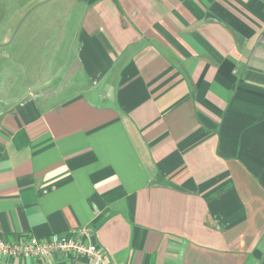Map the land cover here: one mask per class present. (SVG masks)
Segmentation results:
<instances>
[{"label": "crops", "instance_id": "1", "mask_svg": "<svg viewBox=\"0 0 264 264\" xmlns=\"http://www.w3.org/2000/svg\"><path fill=\"white\" fill-rule=\"evenodd\" d=\"M2 7L58 30L0 94V239L87 227L111 264H264V0Z\"/></svg>", "mask_w": 264, "mask_h": 264}, {"label": "rangeland", "instance_id": "2", "mask_svg": "<svg viewBox=\"0 0 264 264\" xmlns=\"http://www.w3.org/2000/svg\"><path fill=\"white\" fill-rule=\"evenodd\" d=\"M7 2L8 0H0V7ZM30 10L28 8L18 11L9 18L7 10L0 8V94H3L4 85L9 81L8 72L15 73V77L20 81L23 79L20 72L23 73L24 70L33 74L44 71L41 59L56 47L53 39L58 29L36 25L35 21L31 22V17L30 20H25L26 14L32 15ZM47 40L51 43L46 42ZM35 78L39 77L34 75ZM17 87V91L10 94L18 98L22 93L19 91L20 87Z\"/></svg>", "mask_w": 264, "mask_h": 264}, {"label": "built area", "instance_id": "3", "mask_svg": "<svg viewBox=\"0 0 264 264\" xmlns=\"http://www.w3.org/2000/svg\"><path fill=\"white\" fill-rule=\"evenodd\" d=\"M77 234L90 236V229L83 227L75 230L72 235L53 233L42 239L28 236V238L17 243L0 239V258L46 257L53 252L72 251L78 255L87 256L92 264H111L106 260L101 247L93 242H81L76 238Z\"/></svg>", "mask_w": 264, "mask_h": 264}, {"label": "trees", "instance_id": "4", "mask_svg": "<svg viewBox=\"0 0 264 264\" xmlns=\"http://www.w3.org/2000/svg\"><path fill=\"white\" fill-rule=\"evenodd\" d=\"M82 1H85V2H87V3H93V2L96 1V0H82Z\"/></svg>", "mask_w": 264, "mask_h": 264}]
</instances>
